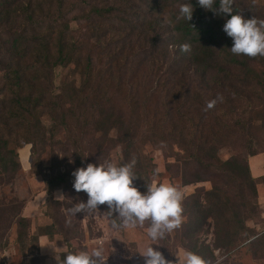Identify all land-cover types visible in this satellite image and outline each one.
<instances>
[{
	"label": "trees",
	"instance_id": "obj_1",
	"mask_svg": "<svg viewBox=\"0 0 264 264\" xmlns=\"http://www.w3.org/2000/svg\"><path fill=\"white\" fill-rule=\"evenodd\" d=\"M175 3H191L193 17L178 12L169 29L159 14ZM232 8L264 20L256 0H234ZM229 18L198 0H0V185L19 171L21 144L31 146L35 163L48 148L65 166L44 182V225L29 234V220L16 219L18 239L35 244L24 257L28 264H58L77 252L71 244L77 232L62 227L59 211L79 200L77 168L110 161L116 149V164L135 160L133 185L147 191L155 172L146 145L165 154V171H174L181 187L211 184L183 198V223L155 241L163 255L175 243L211 264H229L249 248L253 258H264V226L249 224L263 219L257 186L264 177L253 178L248 161L263 152L251 141L253 130L264 128V56L231 52L223 31ZM185 43L190 52L180 51ZM61 189L62 202L54 198ZM203 234H211L210 243ZM42 236L60 238L67 252L40 256ZM128 245L133 257L123 264H139L136 244Z\"/></svg>",
	"mask_w": 264,
	"mask_h": 264
},
{
	"label": "rangeland",
	"instance_id": "obj_2",
	"mask_svg": "<svg viewBox=\"0 0 264 264\" xmlns=\"http://www.w3.org/2000/svg\"><path fill=\"white\" fill-rule=\"evenodd\" d=\"M256 1L264 4V0ZM182 4L175 3L161 10L159 17L169 29L173 27L172 18L176 17ZM253 134L254 138L251 143L255 149L258 151L262 150V153H264V128L254 129ZM237 148L223 150L219 155L220 159H228ZM16 152L20 164L19 171L8 183L0 185V264H28V260L24 257L29 253L33 254L35 244L30 241V238L18 239V234L22 230L17 227L16 219L25 217L29 220L30 226L27 229L29 234H35L38 228L44 225V222H46L42 215V205L45 203L43 195L44 182L50 179L55 180L58 172L65 169L64 163L61 162V156H59V162L57 163L48 148L40 158L39 163L33 161L31 146L28 144H21L16 148ZM143 152L151 158L154 165L155 175L151 177V186L159 185L160 183H171L183 192L184 197L192 194L196 188L203 187L206 190L211 188L209 182L181 187L179 178H176V173L172 171L169 174L165 171L166 159L162 151L151 145H146ZM118 156V150L115 149L110 153L109 159L117 163ZM257 190L258 193L259 191L264 192V185L259 184ZM54 198L62 202L64 199L62 189L55 192ZM87 199V194L81 192L78 202L69 203L68 201L66 202L68 207L63 205L59 210L60 216H63L61 219L62 227L72 229L73 233L77 232V235L82 234V240L78 239L79 236L72 235L71 244L77 249V252H91L92 249L102 246L106 260L105 264H123L124 257H133L128 244L135 243L139 264H144V258L140 256L139 252H143L152 244L153 248L161 251L159 245L148 237L147 229L144 228V225L143 227L139 225L136 227L124 226L121 221L115 218L116 214L111 212L114 218L109 220L106 213V208H108L106 204L98 206V210L92 212L74 214L70 211L80 201L86 202ZM54 210L57 212V208H54ZM113 220L118 221L120 226H116ZM253 223H257L255 228L259 230L264 226V219L257 217L253 222L249 223L250 226H254ZM201 238L210 243L211 234H203ZM55 243L62 244L61 239L56 237ZM175 245V243H169V254L168 256L164 255L167 260L173 262L176 261L177 252L180 250L184 251L181 248L176 249ZM253 252L254 248H249L248 251L232 257L229 260V264H264V258H261V253H258V256L253 258ZM215 255L218 257V252H215ZM218 259L220 260V258Z\"/></svg>",
	"mask_w": 264,
	"mask_h": 264
},
{
	"label": "clouds",
	"instance_id": "obj_3",
	"mask_svg": "<svg viewBox=\"0 0 264 264\" xmlns=\"http://www.w3.org/2000/svg\"><path fill=\"white\" fill-rule=\"evenodd\" d=\"M216 0H198V4L218 15H230L223 25V31L231 37L233 44L230 48L235 55L248 57L264 56V20L254 16L245 18L240 13L233 14L234 0H219V7L213 9ZM180 16L191 21L194 8L191 3L182 4ZM190 44L180 45V51L190 52ZM216 100L207 105L212 108ZM135 160L131 163L117 165L105 160L103 163H88L86 167L77 168L72 175L75 177L73 188L87 194V201H80L70 211L74 214L98 210V206L107 205L110 212L115 213V218L124 226L143 227L144 222L150 221L147 229L148 237L156 241L164 238L166 233H171L179 228L184 217L182 201L183 192L171 183H160L147 187L142 193L133 185L136 178L133 173ZM115 220L113 223L115 224ZM153 245V244H152ZM152 245L143 252L144 264H211L200 255L185 251L183 258L175 262L167 260L163 253ZM58 264H105L103 247L89 251L68 252Z\"/></svg>",
	"mask_w": 264,
	"mask_h": 264
},
{
	"label": "crops",
	"instance_id": "obj_4",
	"mask_svg": "<svg viewBox=\"0 0 264 264\" xmlns=\"http://www.w3.org/2000/svg\"><path fill=\"white\" fill-rule=\"evenodd\" d=\"M249 169L253 178L264 177V153L249 158ZM44 201L47 199V194L43 191ZM258 203L262 210V218L264 219V192L258 193ZM38 253L40 256L51 258L67 252V247L64 244L50 242L46 237L42 236L38 239ZM185 251L180 250L176 254V259L183 258ZM50 263V260L48 261Z\"/></svg>",
	"mask_w": 264,
	"mask_h": 264
}]
</instances>
